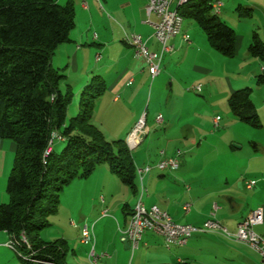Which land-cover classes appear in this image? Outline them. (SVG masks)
I'll return each instance as SVG.
<instances>
[{
  "label": "crops",
  "instance_id": "1",
  "mask_svg": "<svg viewBox=\"0 0 264 264\" xmlns=\"http://www.w3.org/2000/svg\"><path fill=\"white\" fill-rule=\"evenodd\" d=\"M210 1L212 4L221 3L218 14L221 20L226 19L227 15H223L222 10L227 7L238 19L249 20L253 13L264 17V0ZM56 2L59 5L70 3L74 10V26L69 33V41L58 46L50 62L54 70L65 76L60 90L63 93L69 87L74 101L93 77H99L104 82L105 90L95 101L91 123L109 142L125 141L140 115L146 114L148 134L138 147L130 151L135 169L153 167L161 160L172 157H177L180 165L192 162L201 147L195 144V139L203 136L204 132L192 106L184 105V102H191L192 99L202 102L204 99L195 97L199 93L206 95V100L214 98V81L205 80L213 73L211 63L222 67L226 64L225 60H239L238 64H233L237 66L236 71H246L245 85H250L251 90L252 87L259 90L264 86V83H256L257 78L264 74V62L247 52L253 33L235 35V55L227 59L210 47L203 33L205 41L200 35H189L186 28L183 33L189 36V41H183L181 27V33L169 41L173 52L162 55L160 73L151 79L144 61L134 56L133 49L124 40L125 36L139 35L149 51L160 52L151 27L158 19L153 14H146L149 0ZM176 2L174 0L171 4V10L177 9ZM231 81V78H226L223 85L225 90L221 98L226 100V106L230 94L239 89ZM195 87H199L198 92ZM188 91L192 94L189 95ZM251 101L256 108L255 101L252 98ZM151 103H160L158 114H155L157 110L154 108L150 110ZM158 115L162 117L161 123L156 122ZM216 117L219 122L214 127ZM220 121V116L215 114L209 124L216 129ZM191 141L194 144L190 145ZM14 150L12 142L0 139V205L8 201L6 182ZM213 152L218 154L219 162H215L214 166L219 172L209 185L204 177L198 174L192 176L190 170L152 169L142 176L141 183L136 176V192L133 193L107 167L103 169V165L99 166L97 168L100 169L96 168L90 174V177L95 172L100 174L95 179L98 188L95 197L79 205L81 214L92 220L85 217L83 225H78L71 219L67 226L69 231L60 230L51 238H48L49 233L40 232L39 236L45 242H66L65 264L69 257L73 264H90L87 255L91 248L96 257L95 264H263L256 252L225 237L220 231L195 233L182 247L174 246L152 232H145L135 249L123 234L141 195L145 208L156 206L178 225L202 229L205 222L212 220L231 235L251 211L261 209L263 223L254 226L253 232L264 240V145L253 144L244 149L242 144L236 143L235 146L213 148ZM238 152H245L244 161L240 164L236 161ZM191 153L192 157L186 160L184 156ZM250 181L254 185L247 189L246 183ZM186 205L188 210L184 211ZM86 206L87 211L83 212ZM104 211L106 215L102 216ZM109 211L114 214L113 223L106 220ZM83 227L91 233V243L87 245L80 241ZM113 229L116 235L112 232V237L107 239L105 233ZM9 241V235L0 231V264H20L19 257L7 246Z\"/></svg>",
  "mask_w": 264,
  "mask_h": 264
},
{
  "label": "trees",
  "instance_id": "2",
  "mask_svg": "<svg viewBox=\"0 0 264 264\" xmlns=\"http://www.w3.org/2000/svg\"><path fill=\"white\" fill-rule=\"evenodd\" d=\"M212 7L210 0H189L176 11L182 20L194 21L211 48L233 58L235 32ZM73 26L70 3L0 0V139L15 147L6 182L8 201L0 205V231L9 235L20 264H65L66 242H45L39 233L56 215L59 194L72 181L106 165L136 192L135 167L125 141H107L91 123L95 101L105 90L99 77L83 88L78 113L66 123L73 94L69 87L61 92L65 76L50 62L58 46L69 41ZM247 52L264 62V43L256 33ZM256 83H264V74ZM251 94L249 88L236 90L227 106L239 122L260 127ZM53 136L65 143L60 152L49 148L57 141Z\"/></svg>",
  "mask_w": 264,
  "mask_h": 264
},
{
  "label": "rangeland",
  "instance_id": "3",
  "mask_svg": "<svg viewBox=\"0 0 264 264\" xmlns=\"http://www.w3.org/2000/svg\"><path fill=\"white\" fill-rule=\"evenodd\" d=\"M245 7V6H244ZM180 12H183L182 9H179ZM223 15H227L226 19H223L230 28L233 29L235 35H251L252 33H257L259 37L264 40V17L260 16L258 13H253V16L249 20L238 19L236 15H234L228 7L225 10H222ZM192 20L183 19L182 25V34L183 30L187 28V33L189 35H200L205 41L201 30L195 25ZM189 25V26H188ZM190 27H193L190 29ZM195 28V29H194ZM130 35V34H129ZM229 59V58H227ZM212 60L210 59V62ZM226 64L222 67L218 64L211 63V67L213 73L209 75L205 80L214 81L213 85V93H215L214 98L209 101L206 100V95L204 94H195V97L204 99L202 102H198L197 100H191V102H184V105L189 104L193 108V113H196L199 120V127L203 129L204 135L196 137V145L200 144L201 147L198 152L195 153V157L193 156V160L191 163L185 165H180L179 160V170H190L193 172L192 176H196L198 174L199 177H204V181L206 184H211L215 179V174L219 172V170L214 166L215 162H219L217 157L218 154L213 152V148L224 147V146H235L236 143L242 144L244 149L250 147L253 144L264 145V86H261L259 90L256 87L253 88L252 99L256 103V113L258 116V120L260 122V127H254L251 125H247L239 122L232 114L227 110L226 100L221 97L222 92L225 90L223 86L226 83V78H231V84H236L237 88H249L250 85L246 86L244 81L246 78V71L238 70L236 71L235 64H238L239 60H225ZM225 66V67H224ZM224 67V69H223ZM229 67V68H228ZM237 82V83H236ZM238 89V90H239ZM195 93V92H194ZM188 94L191 95L192 91H188ZM80 102V96L74 101L71 100V103L68 106L67 120L74 118L78 113ZM160 103H151L150 110L153 108L156 111L155 114H158V108ZM148 109V113L150 112ZM218 114L220 116L219 128L213 129L211 124H209V120L215 115ZM201 116V117H200ZM229 120V122H228ZM228 122V123H227ZM226 123L228 126L225 127ZM147 124V123H146ZM8 141V140H7ZM10 142V141H9ZM190 145L194 144L193 141L189 143ZM65 146L64 142L55 141L52 146H50V150H54L56 152H60ZM174 149V147H173ZM171 149V150H173ZM177 151V150H176ZM169 152V150L167 151ZM172 152V151H171ZM195 152V151H194ZM245 152H238L237 154V163L240 164L244 161ZM193 153L190 155L186 154L185 159H189L192 157ZM13 160V154H12ZM223 161V159H222ZM99 167V166H98ZM103 169H106V165L102 166ZM10 167H8V172H10ZM100 169V168H97ZM177 169V170H178ZM175 170V171H177ZM99 171V170H97ZM99 173V172H98ZM97 172L93 176H89L85 179H78L72 181L68 186H65L59 194V204L58 211L56 215L49 217V226L42 230L43 233H49L51 238L52 235L57 234L60 230L69 231L67 226L69 225L70 220L76 222V224L80 225L84 222V218L86 215H82L79 211L81 202H87L90 197L94 196L97 192V186L95 184V179H97ZM85 185H87L85 187ZM88 206L84 208L83 212L87 211ZM81 214V215H80ZM82 216V217H81ZM84 216V217H83ZM88 218V217H86ZM88 220H92L88 218ZM107 221L111 223L114 221V214L109 211L107 217ZM112 232L116 235L115 230H109L105 233V236L108 238L112 237ZM50 240V239H49ZM55 240V239H54ZM53 241V240H51ZM131 250V249H130ZM129 250V251H130ZM131 254V251L129 252ZM89 255V252H88ZM87 255V256H88ZM67 264H73L71 258L66 259Z\"/></svg>",
  "mask_w": 264,
  "mask_h": 264
},
{
  "label": "built area",
  "instance_id": "4",
  "mask_svg": "<svg viewBox=\"0 0 264 264\" xmlns=\"http://www.w3.org/2000/svg\"><path fill=\"white\" fill-rule=\"evenodd\" d=\"M174 0H149L146 7V14L149 16L153 14L157 17L158 21L152 23L153 37L160 45V52L154 53L149 51L145 42L139 35L125 36L124 40L133 49L134 56L141 58L147 69L151 79H154L159 73V64L163 54L170 53L169 38L173 35L171 31L172 24V11L170 9ZM184 0H177V5ZM217 3V10L213 11L216 15L219 14L221 3ZM184 41H189V36L184 34ZM196 92L199 91V87H195ZM162 117L158 115L156 122L161 123ZM219 118H215L213 123L214 127L218 126ZM148 134V127L146 124V114L142 113L134 125V133L131 141L128 144L129 150L132 151L142 142L143 138ZM61 140L57 136H53L52 140ZM179 165L177 157L161 160L153 167L146 166L144 168L135 169V174L141 183L142 176L149 173L152 169L158 171H175L176 166ZM254 182L250 181L246 183V188L251 189ZM188 210V206L184 207V211ZM106 215V211L102 213V216ZM263 223V212L261 209H256L253 212V217L249 222L239 223L236 232L231 235L227 233L225 229L215 221H207L203 227H209V229H218L225 237L232 238L233 240H239V243L244 245H253L254 252L264 254V240L253 232V227ZM145 232H152L161 236L166 241H173L174 246L185 245L188 239L195 233L201 232V229L193 227L191 225H178L172 221L166 212L159 210L156 206L150 208H133L129 216L126 227L123 231L126 239L130 242L132 249L137 247L142 235ZM80 241L82 244L91 243V233L87 227H83L80 232ZM8 247L13 249L11 241L7 243ZM88 260L90 264H95L96 257L91 248Z\"/></svg>",
  "mask_w": 264,
  "mask_h": 264
},
{
  "label": "bare ground",
  "instance_id": "5",
  "mask_svg": "<svg viewBox=\"0 0 264 264\" xmlns=\"http://www.w3.org/2000/svg\"><path fill=\"white\" fill-rule=\"evenodd\" d=\"M188 1L189 0L182 1L180 4L177 5V7L186 4ZM212 8H213V11L217 10V3L216 2L213 4ZM182 22H183L182 17L177 13L176 10H173L172 11V24H171V31H173V35L169 38V41L181 33ZM182 39L184 41V34L182 35ZM169 48H170V53H172L173 47L169 45ZM170 53H166V54H170ZM133 133H134V127L132 128L130 133L127 135L126 140H125V144H126L128 150H129L128 144L131 141ZM178 167H179V165L176 166V170L178 169ZM141 193H142V188H141ZM142 207H143V203L141 202V195H140V197L137 199L133 208H142ZM253 212L254 211H251L248 214V216L243 221H241L240 223L249 222L253 217ZM208 231L213 232V231H218V229H209V227H202V229H201V232H208ZM20 239L22 240V242H25V238L23 236H20ZM235 241L239 242V240H235ZM167 242L173 245V241H167ZM182 246H184V245H179L178 247H182ZM246 246H248L251 250L254 251L253 245H246ZM9 248H11V247H9ZM257 254L261 257V260L264 264V254L263 253H257Z\"/></svg>",
  "mask_w": 264,
  "mask_h": 264
}]
</instances>
